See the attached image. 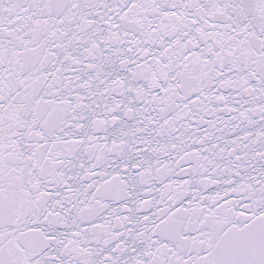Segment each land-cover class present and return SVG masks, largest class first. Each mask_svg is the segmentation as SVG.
<instances>
[{
	"label": "snow or ice",
	"instance_id": "snow-or-ice-1",
	"mask_svg": "<svg viewBox=\"0 0 264 264\" xmlns=\"http://www.w3.org/2000/svg\"><path fill=\"white\" fill-rule=\"evenodd\" d=\"M0 264H264V0H0Z\"/></svg>",
	"mask_w": 264,
	"mask_h": 264
}]
</instances>
